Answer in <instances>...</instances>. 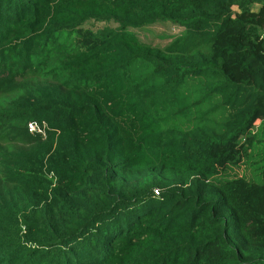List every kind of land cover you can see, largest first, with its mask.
Masks as SVG:
<instances>
[{
	"label": "trees",
	"instance_id": "obj_1",
	"mask_svg": "<svg viewBox=\"0 0 264 264\" xmlns=\"http://www.w3.org/2000/svg\"><path fill=\"white\" fill-rule=\"evenodd\" d=\"M0 74V264H264V0H0Z\"/></svg>",
	"mask_w": 264,
	"mask_h": 264
},
{
	"label": "rangeland",
	"instance_id": "obj_2",
	"mask_svg": "<svg viewBox=\"0 0 264 264\" xmlns=\"http://www.w3.org/2000/svg\"><path fill=\"white\" fill-rule=\"evenodd\" d=\"M114 26V25H113ZM184 32V29L178 25L169 23H157L146 26L137 32V37L144 43L165 46L169 40ZM0 77H3L0 74ZM16 82L30 85H56L51 72L47 69H36L26 72L22 77H16ZM22 95L21 92L2 93L0 92V107L16 100ZM24 148L23 144L18 140H13L6 132L0 133V209L10 214L20 215L26 209L25 203L19 198L9 186L6 185L1 175L2 157L5 153H14L18 149ZM239 175L250 177L249 169L246 164L240 167ZM48 181L52 179L48 178Z\"/></svg>",
	"mask_w": 264,
	"mask_h": 264
},
{
	"label": "built area",
	"instance_id": "obj_3",
	"mask_svg": "<svg viewBox=\"0 0 264 264\" xmlns=\"http://www.w3.org/2000/svg\"><path fill=\"white\" fill-rule=\"evenodd\" d=\"M27 129H28V132L31 134L37 133V134L42 135L43 130L45 129V125L42 124L41 127H38L36 125L29 124V125H27Z\"/></svg>",
	"mask_w": 264,
	"mask_h": 264
}]
</instances>
